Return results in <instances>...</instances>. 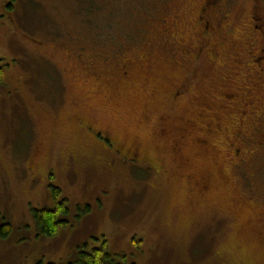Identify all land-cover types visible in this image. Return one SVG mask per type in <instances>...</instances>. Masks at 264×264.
I'll list each match as a JSON object with an SVG mask.
<instances>
[{
  "label": "rangeland",
  "instance_id": "rangeland-1",
  "mask_svg": "<svg viewBox=\"0 0 264 264\" xmlns=\"http://www.w3.org/2000/svg\"><path fill=\"white\" fill-rule=\"evenodd\" d=\"M253 19L264 0H0V264L104 242L109 264H264V101L224 97L258 78Z\"/></svg>",
  "mask_w": 264,
  "mask_h": 264
},
{
  "label": "trees",
  "instance_id": "trees-1",
  "mask_svg": "<svg viewBox=\"0 0 264 264\" xmlns=\"http://www.w3.org/2000/svg\"><path fill=\"white\" fill-rule=\"evenodd\" d=\"M8 9L10 7L8 6ZM3 70L0 69V83L2 82ZM56 206L53 209H43L34 212L35 226L38 231V235L42 237H55L59 234L60 230L67 224V216L69 215V209L65 201H59V190L53 192ZM11 234V226L8 224L3 225L0 228V239H8ZM112 262V256L108 252L106 242L103 243V247L94 249L91 252L82 251L78 254V259L75 263L70 264H109ZM38 264H45L40 262Z\"/></svg>",
  "mask_w": 264,
  "mask_h": 264
},
{
  "label": "flooded vegetation",
  "instance_id": "flooded-vegetation-1",
  "mask_svg": "<svg viewBox=\"0 0 264 264\" xmlns=\"http://www.w3.org/2000/svg\"><path fill=\"white\" fill-rule=\"evenodd\" d=\"M258 20V19H257ZM256 19H253L252 22L255 24L256 32L259 34L258 39L256 40L254 44V50L256 51V60L254 61L255 64L250 65L251 69H257V75L258 78H255L251 81L252 85H250L248 88H246V92L244 93V90L242 93L240 92H233L229 91V94H224V97L228 100V102L234 103V105L240 104L242 109L243 108H254L256 107L253 101H264V98H262V95L264 96V92L262 95L260 94L264 90V24L263 19H261L259 22ZM252 58V57H251ZM252 61V62H253ZM251 62V59L249 60ZM248 69V68H245ZM249 70V69H248ZM248 77L252 78L253 75L249 74ZM231 79H234L236 81H239V78L232 77ZM260 113L259 119L262 121L264 120V105L257 110ZM200 124L198 136L196 135V138L198 139V142L206 146V135L212 133V121H208L205 124L202 125V122H198ZM199 134L203 136V139L199 138ZM264 135V133H263ZM137 152H133V155L131 154L133 158L136 157Z\"/></svg>",
  "mask_w": 264,
  "mask_h": 264
}]
</instances>
